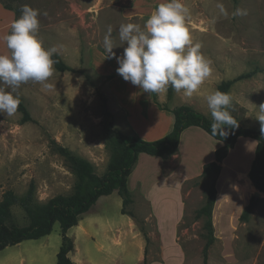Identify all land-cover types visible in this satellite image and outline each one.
Here are the masks:
<instances>
[{
    "label": "rangeland",
    "instance_id": "374dc122",
    "mask_svg": "<svg viewBox=\"0 0 264 264\" xmlns=\"http://www.w3.org/2000/svg\"><path fill=\"white\" fill-rule=\"evenodd\" d=\"M5 1L15 19L24 5L46 12L47 15L39 17L38 37L45 48L56 47L61 59L73 69L61 72L54 68L47 86L34 82L20 86L18 94L30 120L22 121L18 111L11 117L0 114V196L7 189L22 195L32 182L35 200L45 202L53 195L71 193L75 180L55 150L56 145L88 159L96 173L101 174L110 154L105 145L108 121L112 120L113 127L126 130L127 107L131 115H157L158 107L152 96L117 74L119 65L115 58L107 59L103 40L111 27L116 46L113 51L122 55L126 44L119 40V26L122 23L143 26L164 0ZM183 2L190 10L186 26L194 43H200L201 52L212 61L213 70L191 98L185 99L172 90V104H188L211 116L205 97L222 80L252 72L251 76L233 82L227 93L233 98L231 111L236 116L242 113L238 124L261 128L256 117L264 104V0H221L230 14L227 18L219 15L217 0ZM236 8L247 9L248 14L231 16ZM7 14L10 15L0 6V53L5 51L1 25ZM241 138L248 140L234 145L232 153L221 163L223 169L215 181L211 214L214 241L208 248L206 262L201 254L205 243L204 217H195V212L204 204L210 181L198 177L183 186L185 212L178 227L183 264H264V193L256 198L248 219H240L256 191L243 169L246 158L253 156L250 144L255 140ZM126 210L139 229L147 232L151 228L152 221L145 219L132 202ZM12 213L17 224L27 223L20 207L13 206ZM57 231L60 226L55 222L51 239H55ZM39 242L24 241L20 248L24 260L21 258L18 263L11 258V264H56L57 251L53 254L49 248L45 256L43 249L37 247ZM151 245L155 246L154 242L148 243V254Z\"/></svg>",
    "mask_w": 264,
    "mask_h": 264
},
{
    "label": "crops",
    "instance_id": "0c3cea01",
    "mask_svg": "<svg viewBox=\"0 0 264 264\" xmlns=\"http://www.w3.org/2000/svg\"><path fill=\"white\" fill-rule=\"evenodd\" d=\"M0 6L6 9L1 3ZM6 11L10 15L4 17L1 25L3 37L9 34L15 20V13L10 9ZM4 46L5 51L0 54H10L5 41ZM172 98L167 99L166 93L157 95L160 105L168 108L180 105L172 104ZM156 106L158 113L153 117L131 115L127 107L124 116L126 130H119L145 140L164 136L171 130L174 117L169 110ZM240 140L248 139L239 137L235 144ZM222 145L221 140L200 127L189 126L182 130L177 150L172 156L165 158L145 152L138 153L135 165L127 177V189L132 197V206L144 214L145 219L152 221L147 236L148 243L154 242L155 246L151 245L153 248L148 254V243L142 232L129 214L121 212V197L113 191L101 195L93 208L67 229V235L73 240V250L68 254L70 259L75 264H143L144 258L146 264H183L184 252L178 236L179 223L185 212L183 186L200 176L203 165L215 159V150ZM254 147L255 142L250 144L253 155ZM231 149L222 162L232 153ZM252 159L251 155L246 158L247 163L243 169L247 172ZM243 169L240 170L243 172ZM53 227L54 224L49 234L36 239L40 240L37 247L43 249L45 256L49 248L53 254L56 253L61 243L60 231L55 233V239H51ZM24 241L1 249L0 264H11L14 255L23 258L20 248ZM43 245L46 246L43 248ZM29 259L32 260V256Z\"/></svg>",
    "mask_w": 264,
    "mask_h": 264
},
{
    "label": "trees",
    "instance_id": "16d2710c",
    "mask_svg": "<svg viewBox=\"0 0 264 264\" xmlns=\"http://www.w3.org/2000/svg\"><path fill=\"white\" fill-rule=\"evenodd\" d=\"M0 3L4 8L11 10L10 5L5 0H0ZM53 59L56 61L54 68L57 71L73 70L61 59L58 53L54 54ZM251 74L252 72L242 73L232 79L222 80L216 86V90L227 93L233 82L249 77ZM151 96L159 107L169 110L174 117L171 130L164 136L154 140H145L133 133H123L113 127L112 120H109L106 126L108 137L105 145L110 154L103 173H96L93 164L88 159L72 153L64 146L56 145L55 150L63 157L75 178L71 193L56 194L45 202H38L34 197V184L32 182L29 183L22 195L16 194L11 189L2 192L0 196V250L23 240L38 239L47 235L51 232L53 224L58 222L61 243L56 253V264H74L68 255L73 250V240L67 235V229L75 225L82 214L92 209L101 195L116 191L122 200L121 212L132 216L126 210V206L132 202L127 189V177L135 165L138 153L145 152L165 158L172 156L177 150L182 130L189 126H198L211 135V117L204 115L188 104L168 108L158 103L157 94H151ZM166 97L167 99L172 97L171 88L167 91ZM17 111L21 114L22 121L30 120L29 112L22 99ZM239 111H243V108L239 107ZM107 114L109 117L111 116V113L107 112ZM231 114L237 122L242 118V113L236 116L231 111ZM260 129L238 124V127L234 129H226L228 131L226 137L219 135L214 137L221 140L223 145L215 150V159L203 165L199 177L209 179L210 183L204 204L195 212V217H204L205 243L201 251L204 262L207 259L208 248L214 241L211 214L216 194L215 181L220 173L222 160L239 137L255 140L254 155L247 176L254 188L264 193V133ZM256 201V198L251 197L249 203L242 210L240 219H248V214ZM13 206L20 207L24 212L27 219L26 224L20 225L15 222L12 213ZM139 230L148 243L147 232L143 228ZM143 264H146L145 258Z\"/></svg>",
    "mask_w": 264,
    "mask_h": 264
},
{
    "label": "clouds",
    "instance_id": "9594fccd",
    "mask_svg": "<svg viewBox=\"0 0 264 264\" xmlns=\"http://www.w3.org/2000/svg\"><path fill=\"white\" fill-rule=\"evenodd\" d=\"M220 16L229 17L221 0L215 5ZM247 9L236 8L231 16H246ZM41 15L39 9L24 5L20 16L3 37L8 55L0 54V114L13 116L21 103L18 89L28 82L45 84L53 75L56 47L45 48L38 37ZM190 10L183 0H164L146 19L143 26L122 23L118 37L126 44L120 56L113 51L111 27L103 40L107 59L115 58L116 69L124 81L143 89L145 93L164 94L171 88L183 98H191L212 73V61L201 52L202 45L193 41L186 26ZM211 115V135L226 137V129L238 127L232 116L233 98L230 93L215 90L206 97ZM256 119L264 133V104L259 107Z\"/></svg>",
    "mask_w": 264,
    "mask_h": 264
},
{
    "label": "bare ground",
    "instance_id": "6f19581e",
    "mask_svg": "<svg viewBox=\"0 0 264 264\" xmlns=\"http://www.w3.org/2000/svg\"><path fill=\"white\" fill-rule=\"evenodd\" d=\"M254 190H256V189L254 188ZM15 257H16L15 255L12 257L13 261H18V263H20L22 259L21 258L19 259V257H17V258H15Z\"/></svg>",
    "mask_w": 264,
    "mask_h": 264
},
{
    "label": "water",
    "instance_id": "95a60500",
    "mask_svg": "<svg viewBox=\"0 0 264 264\" xmlns=\"http://www.w3.org/2000/svg\"><path fill=\"white\" fill-rule=\"evenodd\" d=\"M259 194H260V191L256 190V191L254 192L253 197H254V198H257V197L259 196Z\"/></svg>",
    "mask_w": 264,
    "mask_h": 264
}]
</instances>
